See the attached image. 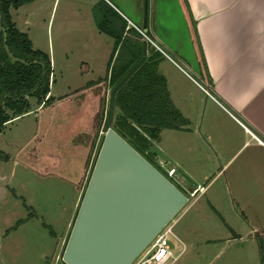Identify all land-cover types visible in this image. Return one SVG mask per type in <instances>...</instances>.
Returning a JSON list of instances; mask_svg holds the SVG:
<instances>
[{"label":"rangeland","instance_id":"1","mask_svg":"<svg viewBox=\"0 0 264 264\" xmlns=\"http://www.w3.org/2000/svg\"><path fill=\"white\" fill-rule=\"evenodd\" d=\"M98 1L32 0L10 10L12 21L27 34L32 47L50 57L53 101L42 105L29 98L30 111L0 131V264H63L62 252L104 136L111 90L104 77L113 40L95 26L92 8ZM142 3L139 0L141 12ZM156 5L162 6V20L170 22L171 30L157 32ZM193 29L182 0H149L147 31L197 81V64L188 58L195 53L199 61ZM159 33L179 57L166 51ZM163 68L176 107L187 119V94H199L192 80L173 64L164 61ZM90 82L93 84L87 86ZM155 147L158 151L157 144ZM161 149L160 155L164 152L183 162L176 173L187 181L183 173V169L187 171V130H164ZM170 166L171 161L161 167L155 165L163 175ZM71 169L78 181L73 182L76 176L70 175ZM169 180L187 202L168 223L172 225L168 243L175 259L167 264H261L253 259L252 252L237 255L234 249L238 243L234 247L220 241L232 233L211 208L208 195L191 197L179 179ZM222 208L223 216L234 225L229 205ZM19 220L23 222L16 226ZM185 224L192 232H187V251L181 253L176 237Z\"/></svg>","mask_w":264,"mask_h":264},{"label":"crops","instance_id":"2","mask_svg":"<svg viewBox=\"0 0 264 264\" xmlns=\"http://www.w3.org/2000/svg\"><path fill=\"white\" fill-rule=\"evenodd\" d=\"M103 1L128 26L136 30L142 28L139 0H113L120 8L109 0ZM182 1L184 7L187 6L205 66L203 77L199 73L195 53L192 58L188 57L197 64L199 82L188 74L186 76L192 80V86L199 96L187 94L190 127L187 125V171L183 169L187 181L183 179L188 183V188L183 185L187 191L200 186L202 193L194 197L208 195L211 199H208L211 208L232 233L231 237L221 238L222 243L232 246L238 243L239 246L234 249L237 255L252 252L253 259L264 264V0ZM161 7L156 5L155 8L159 18L156 22L157 32L171 30L170 22L162 20ZM160 35L166 51L169 49L179 57V52ZM150 37L160 47L154 34H150ZM160 49L168 57L163 55L164 59L159 64V71L163 75L164 61L178 63L168 56L164 48ZM163 76L176 106L169 79ZM163 132L152 150L157 154L160 167L171 161L170 167L177 172L181 170L183 162L174 157L171 159L164 152L159 154L163 151ZM155 144L158 151H154ZM70 172V175L76 176L73 182L78 181L74 169ZM177 174L181 177L180 173ZM224 204L229 205L235 219V222L232 221L234 225L223 216ZM187 232L190 234L192 227L185 224V228L175 236L182 246L181 253L187 251ZM259 245L262 246V253Z\"/></svg>","mask_w":264,"mask_h":264},{"label":"trees","instance_id":"3","mask_svg":"<svg viewBox=\"0 0 264 264\" xmlns=\"http://www.w3.org/2000/svg\"><path fill=\"white\" fill-rule=\"evenodd\" d=\"M30 1L0 0V131L7 123L30 111L29 98L42 105L53 101L49 55L32 47L27 34L19 31L10 15V10H17ZM92 14L98 32L113 40L104 77L112 89L139 60L145 38L103 0L93 6ZM144 34L151 38L148 31ZM195 39L198 42L196 35ZM163 59V55L147 43L146 61L115 94L111 123V128L157 171V154L152 149L153 144L160 141L161 132L186 131L189 124L172 102L167 81L159 71ZM200 72L204 77L201 50ZM2 158L8 159L5 155ZM22 222L17 221L16 226Z\"/></svg>","mask_w":264,"mask_h":264},{"label":"water","instance_id":"4","mask_svg":"<svg viewBox=\"0 0 264 264\" xmlns=\"http://www.w3.org/2000/svg\"><path fill=\"white\" fill-rule=\"evenodd\" d=\"M148 12L149 0H143V33ZM146 59L145 40L139 60L109 92L104 136L62 252L63 264H131L187 202L111 128L115 94ZM175 178L188 186L180 175Z\"/></svg>","mask_w":264,"mask_h":264},{"label":"built area","instance_id":"5","mask_svg":"<svg viewBox=\"0 0 264 264\" xmlns=\"http://www.w3.org/2000/svg\"><path fill=\"white\" fill-rule=\"evenodd\" d=\"M138 32L145 38L147 43H149L155 50L160 52L162 55L167 57V55L160 49V47L155 43V41L147 36L138 29ZM168 58V57H167ZM173 64L181 70L185 75L187 73L184 69L181 68L180 65L173 62ZM254 138H256L254 136ZM256 140L260 142L257 138ZM176 169L174 167H170L165 171V175H163L170 183H172L169 179H174L176 182L178 180L175 178ZM173 184V183H172ZM174 185V184H173ZM175 186V185H174ZM188 188V187H187ZM197 193H202L200 186H196L195 188H191L189 195L194 197ZM172 225L166 224L158 234L150 241V243L140 252V254L132 261L131 264H167L170 260H174L175 257L173 252L169 246L168 239L169 236L172 235Z\"/></svg>","mask_w":264,"mask_h":264}]
</instances>
